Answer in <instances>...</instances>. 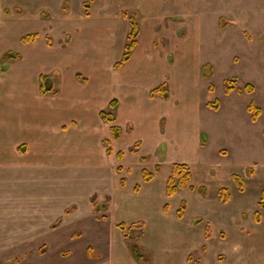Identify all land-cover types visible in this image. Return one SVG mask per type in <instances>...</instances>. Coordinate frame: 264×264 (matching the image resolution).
Returning <instances> with one entry per match:
<instances>
[{
	"label": "rangeland",
	"instance_id": "1",
	"mask_svg": "<svg viewBox=\"0 0 264 264\" xmlns=\"http://www.w3.org/2000/svg\"><path fill=\"white\" fill-rule=\"evenodd\" d=\"M63 1L0 0V116L6 111L13 117L15 112L13 121L0 124V133L8 131V124L13 127L8 132L13 140L3 141L8 164L0 166V264H264V208L260 206L264 190V0H189V12L195 4L198 28L187 26L184 16L166 18V27L161 21L144 28L145 40L154 42V47L176 36L191 39L198 31L196 46L170 45L177 53L169 61L180 58L177 71L185 75L178 89L186 103H173L182 110L176 124L179 134L191 128L192 119H198L208 141L199 162L192 163L193 182L208 191L181 193L172 201L169 216L163 212L164 197L153 195L164 192L174 163L192 156L182 146L190 150L195 138L188 133L189 137L181 136V142L169 139L164 145L167 151L160 145L145 158L136 145L132 150L137 155L118 158L117 149L125 148L135 133L126 135L115 149L111 124L100 116L102 110L116 115L114 108L96 103L107 97L100 90L103 76L114 72L106 38L112 40L114 32L117 39L124 38L130 31L123 12L142 15L139 10L124 9L119 0H111L109 13L102 6L105 0H93L90 16L83 5L88 0H70L66 9ZM107 14L113 16L109 20H119L120 27L107 23ZM168 31L177 35L168 38ZM36 32L35 45L23 42L26 35ZM117 48L118 44L113 49ZM79 49L84 50L73 53ZM7 51L21 53L23 58L9 61L12 68L3 71L2 55ZM38 51L41 59L29 62ZM156 51L148 61L139 62L136 70L128 71L145 76L157 54L161 56ZM198 64L200 72H195ZM204 64L212 66V76L201 72ZM166 71L164 67L158 74L172 77L173 71ZM42 76L48 77L46 86L51 88L45 94L40 90ZM231 81L236 89L228 93ZM248 84L254 86L253 93L239 92ZM103 86L118 95L117 88ZM38 101L46 103L40 110L46 117L45 134L34 138L21 130L20 120L25 127L31 124ZM209 102H217L220 108L212 109ZM251 103L262 110L255 122L248 110ZM167 123L172 127L168 117ZM105 132L111 134L109 138ZM109 147L112 154H108ZM161 153L165 158H159ZM164 159L154 184L137 191L143 170L154 172ZM233 173L243 178V191ZM128 174L131 183L124 188L121 180ZM223 187L229 192L228 202L221 201ZM182 195L188 206L179 219L176 213ZM101 202L108 203L107 209L93 212V206ZM102 215L110 221L99 220ZM59 217L64 218L61 225L56 223ZM120 222L126 224L127 236L116 227ZM133 243L140 245L141 261L132 256ZM89 247L93 248L91 256Z\"/></svg>",
	"mask_w": 264,
	"mask_h": 264
},
{
	"label": "crops",
	"instance_id": "2",
	"mask_svg": "<svg viewBox=\"0 0 264 264\" xmlns=\"http://www.w3.org/2000/svg\"><path fill=\"white\" fill-rule=\"evenodd\" d=\"M65 1L66 0H64L63 2H65ZM111 3H112L111 0H105L103 2L102 6H104V10L106 13H109L110 10L113 8V7L111 8V5H110ZM119 4L124 9L132 10V11H138V10L140 11L142 16H141V18L137 16V20L140 24L141 32H140L139 39H138L139 40L138 45L134 49L131 59L123 65L124 67L122 66L120 68H115V64L121 60V58L125 52V45L127 43L125 40H127L128 34H126V36H124V38L118 37V39H117L116 32H114L115 36L112 37V40H110V38L107 37L106 41L104 43V45L107 48V52H109L108 59L112 60V62L114 63V66H113L114 72H107L106 75L103 76L102 83H101L102 86H101L100 90L103 94L106 93L107 97H103V100L102 99L98 100L96 103L99 106H102V108H106L107 106L111 107V102L113 100L117 101V106L113 109V111H115V113H116V115H114L115 116V122L113 124L109 123V122L108 123L111 124V128L113 125H116V126L120 127L122 130L121 137L117 140L114 139L110 133H106V132H105V134L107 137L106 136L105 137L109 138L111 135L114 142H115V144H113V146H115V149H117L116 144L120 143L122 140L124 141V137L126 135H128L130 133H135L134 138L127 145H125V148H121L120 150L117 149V151H118L117 155L119 153L122 154L121 158L124 159V157L125 158L128 157V156H126L127 153L130 155H134V154L137 155L136 150H132V148L136 145H138L139 147L141 146L139 149V155H141V156L143 155L142 157L141 156L140 157L145 158L148 156L147 154H149V152L150 153H156L158 150V147L160 145L163 147L165 145V142H167V140L176 139V140H179V142H181V140H182L181 136H183V135L188 136V133H191L190 136H193V138H195V140H194L195 146H192L191 149L188 150L186 148L187 147L186 144L183 143L184 145L182 146V148L185 149L186 152L193 153L192 156L191 157L185 156L184 158L182 157V159H179V161L177 163H174V165L175 164H186V165H188L190 170H191V175H192L191 185H193L194 190L198 189L199 191H201L204 188L206 190L205 192H207L208 191L207 188H205L204 186L197 187L195 185V183L193 182L194 176H193V170H192V163L195 165L196 162H199V159H198L199 155L201 154L202 148L208 143V141H207V138L206 139L204 138L205 134L202 133V127H201L200 121L198 119L194 120V121L192 119L191 128L189 130H187L184 134H181V135L179 134V131H178L179 127H176V124L178 123L177 117L179 116V114L180 115L182 114V110L179 107L178 108L175 107L173 103H175V102L178 103L179 100L182 101L180 106L186 103V102H183L185 100V95L180 94V92H182V89L181 90L178 89V87L180 86V83L183 82L185 75H184V73L181 74L182 71H180V70L177 71V66L179 65V63L181 61L180 58H178V59L176 58V61L173 63H170V61H169L170 57H174L175 54L177 53L176 49L175 48L173 49V47H170V45L172 46V45H176L177 43H180V42L181 43L186 42V45H188V46H189V44L196 46V39H197L198 31H197V33H193L194 35H193V38H191V39H189L188 37L187 38L185 37L186 39L178 38L176 36L177 34L175 35L172 31L171 32L168 31L167 32L168 38H170V37L172 38V37H174V35L176 37L173 38V40H171L170 42L165 43L164 41H161L160 43H157L158 47H154L155 46L153 44L154 42H152V41L147 42L145 40V31H144V28L146 29L147 27H149V25L152 24V26H153L155 23L157 24L161 21H162L163 27H166V24L164 22H165L166 18H169L171 16L187 17L186 19H188V20H187V22H185L186 25L187 26L190 25L194 28H196V27L198 28L199 22L196 19L195 14L193 13L195 4L193 5L191 12H189V0H119ZM69 6H70V0H69ZM91 9H92V3H91V7L88 9V14H87V10H86L85 14H87V16L91 15ZM134 13H136V12H134ZM190 13L192 14V16L190 15ZM104 17L105 18L107 17V19L105 21L107 23H110L111 25H113V28L114 27H120V25H119L120 21L119 20H117V19L116 20H109V18L113 17L110 14H107ZM191 18L193 20H191ZM175 23L173 22V26ZM129 25H130V22H129ZM129 28L131 30V25L128 26V29ZM87 41H89L88 38H87ZM84 43H88V42H84ZM33 44L35 45L36 42L31 43V45H33ZM116 44H118V48L113 49ZM185 48L187 49V51L189 50V48L183 47V49H185ZM83 50L84 49L75 50L73 53H81ZM156 50H159L161 56L159 57L157 54L158 58L152 67L153 69L147 71V74L145 76L143 74H139L136 77L135 72H130V70L131 71L136 70L135 66L139 62L144 63L145 60L148 61L149 59H151V54L155 53V52L157 53ZM27 51H28V48H27ZM25 52H26V49H25ZM40 52L41 51H38L37 56L32 57V59H30L29 62L32 63V62L36 61L37 59L40 60L41 54H42ZM3 55H2V60H3ZM24 57H26V56H24ZM22 58H23V55H22ZM22 58L20 60H22ZM20 60H15V61H20ZM9 61H12V60H9ZM9 64H10V62H9ZM10 65L12 68V64H10ZM205 65L206 64H204L202 66V71H201L202 73H204L203 68ZM164 67L167 70L166 72L173 71L172 77H170L169 75H165V74L162 75L163 73H161L160 75L158 74V72H162V69ZM200 67H201V65L198 64V67H196L195 72H200L199 71ZM30 68L33 69V66L30 65ZM128 69H130V70L128 71ZM125 72H130V73H125ZM142 73H144V72H142ZM213 74H214V72H213ZM18 83H21V82L19 81ZM106 83L110 87L111 90L114 88H117L119 91L117 93L118 95L114 96V95H112V91L108 92L106 87L103 86V84H106ZM165 84H167V88H165L167 90L166 96L163 95L162 93H159L154 97L151 96V91L153 89H155L157 87H161V86L163 87ZM209 89L212 90L211 86ZM235 89H236V87L233 90H235ZM238 90H240V89H238ZM243 91H245V88H244V90H242V92ZM254 91H255V88H254ZM176 92H178V93H176ZM253 92H251V93H253ZM246 93H248V92H246ZM38 97H40V96H38ZM176 100H178V101H176ZM210 103H213V102L208 103L209 107H210V105H209ZM44 104L46 105L45 102L39 103V101L36 103L37 107L36 106L35 107L37 109H35V110H38V111L36 112V114L34 113L36 118H34L33 121L30 122L31 124H29L25 127V124H24L25 122L23 120H20L23 124V128L21 130L22 131L25 130L26 134H28V135L31 134L34 138H35V136L37 138H40L41 134L42 135L45 134V133H43L42 130H43V128H45L44 127V120H46L45 119L46 117H44L45 116L44 111H40V110H44ZM219 108H220V106L218 107V109ZM12 109L14 110V108H12ZM212 109H214V108H212ZM218 109H215V110H218ZM10 112H13V111H10ZM3 113L4 114L0 116V124L5 123V122L9 123L8 120L11 118L13 121V119H14L13 117H15V112L12 113L13 117H11L8 114V112H6V111H4ZM20 113L18 112V114H20ZM4 115H6V120L8 119L7 121H4V119H5ZM251 116H252V114H251ZM23 117H24V115H23ZM167 117H168L169 121L173 122L171 125L172 127H170V124L168 125ZM15 119H17V118H15ZM105 123H107V122H105ZM6 127H7L8 131H5L4 133H0V146H1V148H0V166H3V163L8 164V162L6 161V158L3 154V153H5V152H3L4 148H5V145H3L4 144L3 141H4V139L9 140V141L13 140V136L9 135V133H8L9 131L13 132V127L9 128V124L6 125ZM103 127L107 128L106 126H103ZM8 135L10 137H8ZM55 135H56V133H55ZM57 136H58V134H57ZM43 142H42V146H44ZM58 148H59V146H58ZM110 149L112 150V148H110ZM165 150L167 151L166 147H165ZM113 151L114 150H112V153H113ZM166 151H165V153H166ZM165 153H161L159 158L161 159V157H163V156L165 158ZM37 157H39V156H37ZM4 158H5V160H4ZM164 163H165V159H164V162H162V161L160 162V164H159L160 170L159 171H161L163 169ZM7 166H9V165H7ZM7 170H8V167L5 168V171H7ZM155 170H156V167H155ZM155 170H154L155 173L153 172L155 176L150 182H145L143 177H142V181L139 182L140 184H137L140 186V189H143L145 186H150V185L154 184V182L156 180V173L158 172ZM53 171H55V170H53ZM172 171H171L170 175L172 174ZM59 172H60V170H59ZM170 175L167 177V179L165 181L164 192L160 191L159 193H157L155 191L154 195H153L154 197L157 196V197H160L161 199H162V197L165 198V199L163 198L162 201L164 200L163 201V212L166 216L170 215V211L172 208V201L175 200L177 197H181L180 196L181 193L184 194V193H186V191L191 190L189 187H187L185 189H180L174 196L168 197L167 193H166V188H167V181H168ZM235 175L240 176L239 174H235ZM235 175L233 173L234 181H235V178H234ZM129 176H130V174H128L127 176H123V178H122L125 182L124 188H128L130 186L131 182L129 181V178H130ZM235 183H236V181H235ZM223 188H225V187H223ZM261 195H262V193H261ZM182 197L183 198L180 199L181 202L179 201L178 205L181 206L182 203H185L186 208H187L188 204L186 202L185 196L182 195ZM160 198H159V200H160ZM157 201H158V198H157ZM90 204L93 205L91 203V199H90ZM166 205H168V209L165 208ZM179 209H180V207L178 208V210ZM178 210H177V213H178ZM67 211H68V209L65 210V213ZM92 211L95 212L94 206L92 208ZM185 211H186V209H185ZM95 213H97V212H95ZM98 213H100V212H98ZM103 216H106V215H102L101 217H99V220H101V221H108L109 220L110 221L109 217L106 216L107 219H103L102 218ZM182 218H184V215ZM182 218H179V219H182ZM62 220H64V218L59 217L56 223L60 224L62 222ZM120 223H123V222H120ZM120 223H116L115 224L116 227ZM117 228L124 235L123 231L119 227H117ZM90 248L91 247H89V249ZM89 249H88V253H89ZM92 250H93V248H92ZM131 253H132V251H131ZM89 255L91 256L90 253H89Z\"/></svg>",
	"mask_w": 264,
	"mask_h": 264
},
{
	"label": "trees",
	"instance_id": "3",
	"mask_svg": "<svg viewBox=\"0 0 264 264\" xmlns=\"http://www.w3.org/2000/svg\"><path fill=\"white\" fill-rule=\"evenodd\" d=\"M93 0H88L87 2L84 3V6L85 8L87 9V14H88V9L91 7V3H92ZM68 4H69V1L66 0L65 3H64V6H65V9L68 7ZM124 16L125 17H128L129 18V22H130V25H131V30L130 32L128 33L127 35V43L125 45V52L121 58L120 61H118L116 64H115V68H120L122 67L125 63H127L131 57H132V54H133V51L134 49L137 47L138 45V42H139V35H140V32H141V28H140V24L137 20V14L136 13H132L130 16H129V13L128 12H124ZM39 35L37 33H31V34H28L26 35L24 38H23V42L24 43H32V42H35L37 39H38ZM22 58V55L20 53H17V52H13V51H7L4 55H3V60L4 62L6 61V63H4L1 68L3 71H8L11 66L9 63H7L9 60H13V59H16V60H20ZM203 72L206 74V76H212L213 74V69H212V66L206 64L203 68ZM42 86H41V92L43 94L45 93H48L49 91H51V88H48L46 86V82L48 80V77L47 76H42ZM233 81H231L228 85H227V92L229 93L230 91H232L236 86L234 85V83H232ZM240 92H242V90L240 89L239 90ZM245 91L248 92V93H251L254 91V86L249 84L245 87ZM54 93H57L56 91H54ZM159 93H162L163 95L166 96L167 94V90L165 88H163L162 86L161 87H157L155 89H153L151 91V96L154 97L156 96L157 94ZM210 107L214 108V109H218L219 107V104L217 102H213V103H210L209 104ZM117 106V101L116 100H113L111 102V107L112 108H115ZM248 110L249 112L252 114L251 118L252 120L255 122L258 120L259 116L262 114V110L261 108L257 107L255 104L251 103L249 106H248ZM100 116L103 120L109 122V123H114L115 122V116L113 113H107L105 112L104 110H102L100 112ZM111 131H112V136L114 139H119L121 137V134H122V130L120 127L116 126V125H113L112 128H111ZM204 138L206 139V136L204 135ZM112 153V150L109 148L108 149V154H111ZM118 158H121L122 157V154H118L117 155ZM121 168H119L120 170ZM160 170V166L157 165L156 166V170L155 171H159ZM250 173H252V168H249L248 170ZM154 173L153 172H150L149 170L147 169H144L143 170V179L145 182H150L153 178H154ZM235 181L239 187V190L240 191H243L244 190V181L243 179L238 176V175H235ZM191 181H192V175H191V170L189 168L188 165L186 164H175L173 166V171H172V174L170 175L168 181H167V188H166V193H167V196L168 197H172L174 196L180 189H185L187 187H189L190 189H194L193 185H191ZM124 180L122 179L121 180V184L124 185ZM135 189L137 191L140 190V186L137 185L135 187ZM201 192H205V189L203 188L201 190ZM220 198H221V201L222 202H228L229 199H230V195H229V192L227 191V189L223 188L221 191H220ZM91 203L93 204L94 203V197L91 199ZM260 206L262 208H264V190L262 192V195H261V199H260ZM98 206V207H97ZM108 207V203L107 202H101L100 205H96L94 207V211L95 212H101L103 211L104 209H107ZM166 209H168V205L165 206ZM186 209V204L185 203H182L181 206H180V209L178 210V213H177V216L179 218H182L183 215H184V211ZM103 219H107L106 216H103L102 217ZM117 227H119L125 236H127L128 234L125 232V229H126V225L124 223H120L117 225ZM76 235H78V233H76ZM131 251H132V255L133 257L137 260V261H141L143 259V254L140 253V245L138 243H133L132 246H131ZM92 248L89 249V253L92 254ZM189 259H192V257H190ZM8 264H15L13 262L11 263H8Z\"/></svg>",
	"mask_w": 264,
	"mask_h": 264
}]
</instances>
